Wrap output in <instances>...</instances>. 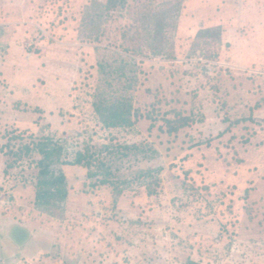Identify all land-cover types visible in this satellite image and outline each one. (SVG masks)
Instances as JSON below:
<instances>
[{"label": "rangeland", "instance_id": "obj_1", "mask_svg": "<svg viewBox=\"0 0 264 264\" xmlns=\"http://www.w3.org/2000/svg\"><path fill=\"white\" fill-rule=\"evenodd\" d=\"M95 1L0 0V147L22 133L68 160L86 143L145 152L113 164L130 182L115 203L62 166L68 195L47 212L38 157L4 172L0 151V264H264V0H126L93 40L80 24ZM173 14L153 54L152 17ZM119 98L133 123L105 129L93 103ZM157 167L147 195L137 172Z\"/></svg>", "mask_w": 264, "mask_h": 264}, {"label": "trees", "instance_id": "obj_2", "mask_svg": "<svg viewBox=\"0 0 264 264\" xmlns=\"http://www.w3.org/2000/svg\"><path fill=\"white\" fill-rule=\"evenodd\" d=\"M126 0H106L105 3L92 2L87 7L81 19L82 37L97 40L100 27L110 11L122 8ZM173 15H162L161 18L152 17L153 27L147 33L152 43L150 50L153 54L161 52L163 29L167 21L174 19ZM167 19V21H166ZM80 33V34H81ZM220 29H200L196 37L219 38ZM93 109L105 129L125 128L132 125V105L127 98L114 100L99 99L93 103ZM189 119L181 117L177 122L167 120L166 132L171 134L188 125ZM2 155L6 157L4 172L14 168L21 161L30 159L34 155V205L47 212L61 209L68 195V184L62 166H77L86 169L85 178L92 189L109 187L114 203L129 188L130 182L121 179L114 172L113 164L116 160L127 158L130 155L143 154L145 151L140 144L110 143L101 147L84 144L76 151L72 159L65 158L62 144L49 136L34 137L22 133L11 134L4 145L0 147ZM161 168L140 170L136 179L145 180L147 195L154 193Z\"/></svg>", "mask_w": 264, "mask_h": 264}]
</instances>
